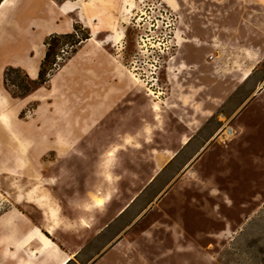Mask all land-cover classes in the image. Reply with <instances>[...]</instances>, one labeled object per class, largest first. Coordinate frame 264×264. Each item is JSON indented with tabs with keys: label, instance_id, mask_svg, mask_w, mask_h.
Here are the masks:
<instances>
[{
	"label": "rangeland",
	"instance_id": "obj_1",
	"mask_svg": "<svg viewBox=\"0 0 264 264\" xmlns=\"http://www.w3.org/2000/svg\"><path fill=\"white\" fill-rule=\"evenodd\" d=\"M0 89V264L45 263L41 212L16 206L44 177L62 207L74 187L111 194L98 264H264V0H14Z\"/></svg>",
	"mask_w": 264,
	"mask_h": 264
},
{
	"label": "crops",
	"instance_id": "obj_2",
	"mask_svg": "<svg viewBox=\"0 0 264 264\" xmlns=\"http://www.w3.org/2000/svg\"><path fill=\"white\" fill-rule=\"evenodd\" d=\"M188 66H197L199 64H196L193 59L188 58L187 59ZM237 64H230V66H234ZM247 66V65H245ZM241 71V70H240ZM251 75V70L248 72V74L245 76L247 79ZM237 77V76H236ZM246 79V80H247ZM187 99V95L185 96ZM207 112H213V111H207ZM205 113V112H204ZM189 136V137H188ZM193 137L190 135H181L178 139L179 145L186 146L184 144L185 141H191ZM191 144L190 142L187 144ZM176 156V153L174 154ZM117 155L114 156V159L109 160V158L104 157L102 160H99L97 162H101L103 164L101 166V169H109L108 165L111 162L114 164V162L118 161L116 159ZM175 158V157H174ZM172 160V159H171ZM104 172V171H103ZM106 173V172H104ZM104 173L97 170L93 174L95 175L96 179L99 180V183L101 185L108 184L107 177H104ZM96 175H101V179L97 178ZM47 179L43 182V185L46 189V192L53 200L54 204V221L48 222L46 221L44 217V212L42 208L38 204V199L43 198L45 194L42 193H33L31 190H29L27 193H24L22 195L23 202L19 203L18 205L22 208V213L24 215H29L30 219L35 218V212L34 207H37L38 211L42 214V219L40 221L41 226H44V230L48 233V236L51 239V254L48 253V249L43 248H33L30 251H33V253H38L44 256L45 263L44 264H61L62 262L68 261L71 257H74V260L71 261L69 264L73 263L74 261H77L78 257H81L83 255H87V259L85 264H98L102 260L104 261L105 257L108 255L105 253V249L109 247L108 241L104 238V232L107 228H109V222H110V215H111V209H109V205L106 207H100L99 205H95L91 201L87 199V195L89 192V188H85L83 186L81 187H74L71 188V190L67 193L64 192V206L58 202L57 198L55 197L53 191L49 189L47 186L51 185V177L46 178ZM41 181V180H39ZM153 179L150 180L149 183H152ZM101 190L105 192L102 188L97 189V192ZM13 190L7 189L6 195H9L10 192ZM95 191V190H94ZM32 197V200L30 198ZM136 200V197L133 198L129 204L118 208L114 214V216L121 217L131 206L132 203ZM12 206H15L13 203H11ZM34 205V206H31ZM27 207V209H26ZM26 211V212H25ZM37 212V211H36ZM54 225L55 232L53 234L48 232L49 228H52ZM60 227V229H56V226ZM48 227V228H47ZM60 230H64L67 233V236L64 235ZM41 237V236H40ZM39 237L38 240H32L30 242H33L35 245L41 244V238ZM103 247L99 251L96 252L93 257L92 255H89L88 247L92 244L93 246L97 247L99 244H104ZM40 247V246H39ZM86 250V253L84 251ZM36 251V252H35ZM82 254V255H81ZM97 259L95 261L94 258ZM11 264H14V257L10 258ZM92 262V263H91ZM8 264V263H6ZM23 264H25V260L23 259ZM27 264H30L28 262Z\"/></svg>",
	"mask_w": 264,
	"mask_h": 264
},
{
	"label": "bare ground",
	"instance_id": "obj_3",
	"mask_svg": "<svg viewBox=\"0 0 264 264\" xmlns=\"http://www.w3.org/2000/svg\"><path fill=\"white\" fill-rule=\"evenodd\" d=\"M13 1L14 0H3L1 2L2 4L0 5V12H2L7 7H11L13 5ZM27 70L32 77H36L39 73V68L36 65L28 64ZM245 79H247V77ZM140 88L145 90L147 92V96L153 100V102L150 103L148 108L150 110H152V112H154L157 115V118H156L157 120L160 119L161 118L160 114L162 111V108H161L162 102H160L161 94L155 93L153 90L145 88L142 84H141ZM6 102H7V97H6V95H4V93L0 89V121L4 122L8 126L9 116H8V114H6V112H4L7 109ZM145 132L148 133V131H145ZM229 133L230 132L228 131L227 134H229ZM189 142L190 141L187 140L184 142V144L187 145ZM27 147L29 148V145H27ZM24 152L25 153L27 152L26 148H24ZM117 152H118V150H116V149H109L107 151V153L105 154V157L109 158V160L114 159V156L117 155L116 154ZM174 157L175 156L173 154L170 157V159H174ZM110 164H112V163L111 162L109 163L108 168L110 170H112L114 167ZM96 176H97V178L101 179V175L100 176L96 175ZM107 179H108V184L110 186L112 184H114V180H115L114 177L108 175ZM32 185L34 187L33 191H37L38 193L45 194V196H43V198H40L37 201H38L39 206L42 208V210L44 212V217H45L46 221H48V222L54 221L55 219L53 216L54 215V213H53L54 212L53 200L47 193H45L46 189L43 185V182L39 181V182L33 183ZM87 199L89 201H91L92 203H94L95 205H99L100 207H106L110 203L111 194L109 195V192L106 190H105V192H103L101 190H99L98 192L94 191V190H89L88 195H87ZM30 200H32V197L30 198ZM48 232L53 234L55 232V228H53V227L49 228ZM40 238H41V244L39 245L40 247L38 245H34L33 242H31L33 244V248H35V246H36L37 248H43L45 250L48 249L46 251H48V253L51 254V239L44 234H42ZM31 253H33V251H31ZM75 257L76 256L71 257L68 261L62 262L61 264H69L71 261L74 260Z\"/></svg>",
	"mask_w": 264,
	"mask_h": 264
},
{
	"label": "trees",
	"instance_id": "obj_4",
	"mask_svg": "<svg viewBox=\"0 0 264 264\" xmlns=\"http://www.w3.org/2000/svg\"><path fill=\"white\" fill-rule=\"evenodd\" d=\"M2 3H0V5H1ZM54 41V40H53ZM47 45L49 46V49H48V53H47V60H48V58L50 57V55H51V51H52V46H53V44L51 43V44H49V43H47ZM40 77H42V71L40 72ZM41 80V79H40Z\"/></svg>",
	"mask_w": 264,
	"mask_h": 264
}]
</instances>
